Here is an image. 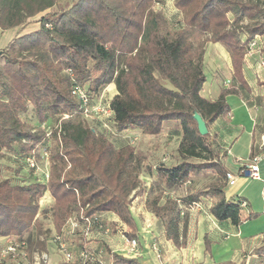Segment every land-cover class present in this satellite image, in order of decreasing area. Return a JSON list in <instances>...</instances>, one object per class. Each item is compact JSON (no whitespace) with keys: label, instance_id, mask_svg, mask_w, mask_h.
Listing matches in <instances>:
<instances>
[{"label":"trees","instance_id":"1","mask_svg":"<svg viewBox=\"0 0 264 264\" xmlns=\"http://www.w3.org/2000/svg\"><path fill=\"white\" fill-rule=\"evenodd\" d=\"M160 3L72 0L68 7L54 10L58 0H0L1 31L23 30L38 18L36 31L18 34L0 50V159L10 153L28 168V157L41 159V153L35 155L38 147L43 146L48 156L46 182L14 176L0 180V238L25 241L30 250L53 249L39 237L44 234L38 222L40 201L46 194L52 200L55 234L79 214L110 215L127 228L128 239L136 237L130 205L139 191L142 158L130 144L131 137L115 149L105 133L87 123L96 120L84 118L72 96L77 87L94 99L109 85L116 91L107 119L113 136L125 139V133L137 130L155 137L165 125L179 128L181 162L162 167L163 191L147 203L163 227L164 239L175 248L186 245L184 209L202 199L212 201L209 214L215 221L241 224L240 204L224 195V168L207 160L219 149L208 141L209 134L200 136L193 115H199L208 130L229 113L226 97L238 95L237 87H244L247 44L256 36L264 38V0H173L180 17L174 24L163 16ZM207 44H218L228 53L236 83L213 102L200 95ZM30 108L36 127L22 120ZM207 171L217 175L214 184L159 204L165 192ZM203 244L208 253L207 238ZM258 253L264 254V248ZM112 259L114 264H137L117 255Z\"/></svg>","mask_w":264,"mask_h":264},{"label":"crops","instance_id":"2","mask_svg":"<svg viewBox=\"0 0 264 264\" xmlns=\"http://www.w3.org/2000/svg\"><path fill=\"white\" fill-rule=\"evenodd\" d=\"M37 19L23 30H0V50L18 34L36 31ZM213 45L214 70L224 71L226 75L210 89L204 91L203 85L200 95L209 102L215 101L222 90L236 84L228 53L220 45ZM262 59L264 55L261 52L251 55L245 53L241 74L244 87L236 85L239 94L226 97L229 113L208 127V134L212 135L220 152V164L227 174L225 198L240 204L241 224L235 227L229 221H215L209 214L212 201L202 199L197 206L184 209L187 216L186 245L175 248L167 242L163 237V227L157 221L161 239L140 243L142 251L136 260L137 264H264V254L258 253L264 248V159L257 162L259 180L239 175L241 170L252 164L253 158L261 154L259 140L264 134V68L259 69L258 64ZM226 82L229 85L226 86ZM109 89H113V96L116 95L113 85ZM204 92L208 98L203 96ZM177 191L165 192L159 204H164L166 199H176ZM44 198L49 196L46 194ZM153 219L156 220L154 216ZM147 235L150 236V233ZM204 238L209 242L208 253L205 252ZM152 241L157 242L159 257L149 247ZM50 255L51 264H57L58 259L52 251Z\"/></svg>","mask_w":264,"mask_h":264},{"label":"rangeland","instance_id":"3","mask_svg":"<svg viewBox=\"0 0 264 264\" xmlns=\"http://www.w3.org/2000/svg\"><path fill=\"white\" fill-rule=\"evenodd\" d=\"M72 0H58V5L54 10L64 9L70 5ZM158 8L162 11L163 16L167 20H171V23L179 22L180 20L173 9V0H161L160 5ZM245 23V22H244ZM214 45L208 44L205 53V66H203V73L205 75L206 81L204 83V91L208 88L210 89L211 86L216 84V81H222L225 77V72L221 70H214V66L212 64V52L214 51ZM217 68V67H216ZM217 72V73H216ZM110 86V85H109ZM109 86L104 88L99 97L102 96L103 102L110 101L113 96V89H109ZM227 86V85H226ZM230 87V86H229ZM205 98H208L206 92L203 93ZM23 122L28 126H37L34 118V114L32 109H29V112L22 116ZM90 126L94 127L96 131L105 133L109 138V141L112 142L115 149H118L128 143L127 137L133 138L137 136V141L132 144L134 151L137 156L142 158L141 170H140V185L139 191L136 192L135 196L132 199L130 210L133 216V219L136 221L138 226L137 237L139 238V250L142 251V244H147L151 240H158L161 239V234L158 230V222L157 220L153 219L152 213L149 211L147 207V203L151 202L152 200L156 199L158 195L161 194L163 191V187L165 184V175L162 173L163 168H171L181 162V159L178 156L177 149L179 145L180 135L177 131L179 130L177 125H165L162 129V132L155 137H144L141 133L137 130H130L125 133V139H120L116 136H113V130L110 122L106 118H101L96 121H89L87 122ZM48 129V128H47ZM45 129V130H47ZM175 131L176 134L173 133ZM47 133L49 131L47 130ZM172 133V135H171ZM149 137V138H148ZM209 142L213 141L212 135H209L208 138ZM49 146L51 145L50 142ZM47 146V148H49ZM45 148L42 146L38 147L35 150V155L42 153ZM216 154V152H215ZM214 153L207 157V160L217 162L220 164V152L215 155ZM36 162L39 166V170L37 172L30 171L29 168L25 166V164L20 161L19 159L15 158L10 153H5L4 158L0 159V180L4 178L12 179H26V181H32L33 179L44 180V173H48V166L46 163L39 159L38 155ZM166 159L163 162V159ZM189 163H198L203 162V160L198 159H188L186 160ZM221 165V164H220ZM23 168L20 173H15L19 169ZM9 171H12L11 174ZM21 174V175H20ZM25 176V177H20ZM218 180L217 175L211 171H207L205 173L199 174L198 176H193L190 178V181L185 185L179 187L177 189V193L175 194L176 199L183 198L184 196L188 195L191 192L202 190L207 186L214 184ZM52 206L51 198H43L40 201V213L38 215V222L42 227V232L44 233L42 236H39L41 239L44 240V243L47 244L49 247V241L52 236L55 234L52 227V220H51V212L50 208ZM106 218L110 219V215H105ZM123 231L128 232L127 228L124 227ZM150 231V232H149ZM150 233V236L147 235ZM154 241V242H155ZM152 241V243H154ZM157 244V242H155ZM3 245V239H0V249ZM107 250H114L118 248L113 244L108 245L106 247ZM52 249H49L48 252L51 253ZM108 253V251H107Z\"/></svg>","mask_w":264,"mask_h":264},{"label":"built area","instance_id":"4","mask_svg":"<svg viewBox=\"0 0 264 264\" xmlns=\"http://www.w3.org/2000/svg\"><path fill=\"white\" fill-rule=\"evenodd\" d=\"M264 48V38L254 37L247 44L246 54L260 53ZM258 68H264L262 59ZM229 85V82H226ZM72 96L77 100L82 116L89 120H99L102 117H111L110 101H104L102 96L90 99L80 88H74ZM63 119H67L64 117ZM43 128V127H42ZM50 133H47V137ZM137 137L130 140L132 145ZM259 147L261 154L253 158L252 164L239 172V175L252 180H259L257 162L264 159V134L260 137ZM41 160L48 166L46 151H42ZM165 158L162 160L165 162ZM29 169L35 172L39 170L34 154L26 159ZM44 182L48 173H44ZM194 206H197L195 204ZM118 219L104 218L102 216H83L70 218L59 234H54L50 239L52 254L58 259L57 264H114L113 255L126 260H137L141 256L139 250V238L128 239ZM3 245L0 249V264H51V255L48 251L30 250L25 241H17L14 238H2ZM113 244L118 246L107 253L106 246ZM150 249L159 257L158 245L154 242Z\"/></svg>","mask_w":264,"mask_h":264},{"label":"water","instance_id":"5","mask_svg":"<svg viewBox=\"0 0 264 264\" xmlns=\"http://www.w3.org/2000/svg\"><path fill=\"white\" fill-rule=\"evenodd\" d=\"M193 118H194L195 122L197 123V130H198L200 136H202V137L206 136L208 134V130H207L205 122L197 114H194Z\"/></svg>","mask_w":264,"mask_h":264}]
</instances>
